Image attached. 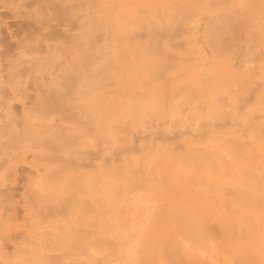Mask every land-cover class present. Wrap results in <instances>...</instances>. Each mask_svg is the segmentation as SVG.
Returning <instances> with one entry per match:
<instances>
[{
    "label": "rangeland",
    "instance_id": "obj_1",
    "mask_svg": "<svg viewBox=\"0 0 264 264\" xmlns=\"http://www.w3.org/2000/svg\"><path fill=\"white\" fill-rule=\"evenodd\" d=\"M0 264H264V0H0Z\"/></svg>",
    "mask_w": 264,
    "mask_h": 264
},
{
    "label": "bare ground",
    "instance_id": "obj_2",
    "mask_svg": "<svg viewBox=\"0 0 264 264\" xmlns=\"http://www.w3.org/2000/svg\"><path fill=\"white\" fill-rule=\"evenodd\" d=\"M216 21H218V20H216ZM220 21H221V20H220ZM220 21H219V22H220ZM223 21H225V20L223 19ZM219 22H218V24H219ZM221 22H222V21H221ZM215 23H216V26H217V22H215ZM226 23H227V22H226ZM220 25H222V24H220ZM223 26H225V25H223ZM218 27H220V26L218 25ZM214 28H215V26H214ZM215 29H217V27H216ZM13 192H14V191H13ZM13 194H14V193H13ZM182 218H183V217H182ZM184 218L186 219V217H184ZM184 218H183V219H184Z\"/></svg>",
    "mask_w": 264,
    "mask_h": 264
}]
</instances>
